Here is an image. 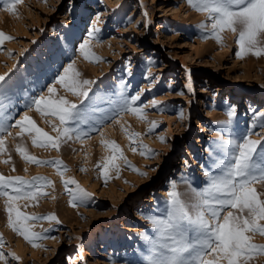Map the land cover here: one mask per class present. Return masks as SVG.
<instances>
[{
	"label": "rangeland",
	"instance_id": "374dc122",
	"mask_svg": "<svg viewBox=\"0 0 264 264\" xmlns=\"http://www.w3.org/2000/svg\"><path fill=\"white\" fill-rule=\"evenodd\" d=\"M5 3L11 0H0V32L14 39L0 45V76L5 77L0 81V139L5 141L0 174L47 177L54 184L42 189L47 195L22 198L17 207L29 216L57 218L27 222L45 237L33 247L8 226L5 198L0 197V251L7 264H147L157 239L149 217H166L173 182L191 203L192 189L205 187L206 173H217L222 142L247 136L264 150V127L259 126L264 55L249 52L238 58V33L229 30L221 33L220 43L205 39L212 21L187 0H23L15 12L6 10ZM93 27L99 31L90 38ZM85 40L99 62L81 56ZM70 63L81 74L78 79L94 82L87 98L57 83ZM203 85L206 91L199 93ZM50 86L54 94L48 93ZM41 96L64 97L82 114L66 125L74 131L59 150L33 146L34 132L17 135L16 121L27 114L37 127L57 136L53 125L59 126L58 118L41 115L32 104ZM126 101L146 119L123 110ZM231 109L235 112L226 124ZM131 133L139 136L130 140ZM102 141H115L127 162L147 175L117 159L119 171L109 166L105 178L97 165L113 152ZM17 145L42 161H62L68 170L61 176L58 166L28 162ZM71 178L91 193L75 206L64 184ZM252 186L264 199V182ZM227 211L232 209L223 214ZM248 235L252 243L264 245V235ZM247 264H264V255Z\"/></svg>",
	"mask_w": 264,
	"mask_h": 264
},
{
	"label": "snow or ice",
	"instance_id": "6c2138e0",
	"mask_svg": "<svg viewBox=\"0 0 264 264\" xmlns=\"http://www.w3.org/2000/svg\"><path fill=\"white\" fill-rule=\"evenodd\" d=\"M22 2L23 0H11L10 4L5 3V9L15 12V6ZM187 2L193 10L207 13L212 21L210 33L204 37L205 39L213 38L220 43L221 33L229 30L238 33L236 41L239 45L238 58H243L249 52L257 57L264 55V46L259 39L264 36V0H187ZM201 27L207 29V24ZM98 31L99 29L93 27L89 37H93ZM12 39L14 38L0 32V45ZM79 51L81 56L90 62L93 60L99 62L101 59L91 52L88 40L80 44ZM80 75L74 63H70L63 74L57 77V83L73 95L87 98L90 86L94 82L78 79ZM4 79V76H0V81ZM47 91L49 94H54L56 89L50 86ZM138 99V95L132 97V103ZM32 104L41 115L50 114L58 118L59 126L53 125L57 136L52 137L37 127L27 114L16 121V126L21 129L17 135H23L25 131L34 132L33 146L59 150L60 144L65 138L71 139L74 131L66 125L81 118L82 114L78 111L77 105L64 97L52 99L51 96L34 98ZM123 110L136 114L141 120L146 119L141 109L132 107L127 101ZM234 112L235 109L228 111L227 115L230 119L225 122L226 124L230 123ZM259 118L261 119L259 126L264 127V113L259 114ZM152 126H156L155 122H152ZM125 131L127 134L126 129ZM136 136L139 134L131 133L129 139L132 140ZM76 138L80 139L79 136ZM160 140L164 142L163 137H160ZM102 143L113 152L103 165H97L98 168H102L105 178L108 177L109 166L119 171V166L115 163L117 159L124 160L139 175H147L127 162L115 141H102ZM260 144V141L252 140L247 136L222 142L224 155L223 159L217 162V173H206L205 187L200 190L192 189L191 203L182 199L174 182L171 184L166 217L161 219L149 217L156 228L157 239L147 264H247L253 256L264 255V245L252 243L251 236L248 235V233L264 235V224L260 223L264 221V199L252 186L264 182V150H261ZM4 146L5 141L0 139V153L5 150ZM142 147L147 152H151L146 145ZM16 150L28 162L58 166L57 170L61 176L68 170L62 161H42L30 155L21 145H17ZM132 150L137 151L135 147ZM140 154L144 155L145 152ZM64 184L65 190L71 196L70 203L73 206L76 201H83L91 195L80 188L74 178L64 181ZM69 184L75 185V188L68 189ZM44 187H54V184L47 177L42 176L26 180L19 176L0 174V197L5 198L8 226L33 247L39 246L35 243L36 240L45 237L31 231V226L27 222L38 219L54 221L57 218L54 214L47 217L26 215L17 207V201L22 198L36 200L41 194L47 195L46 192H42ZM229 208L236 211H227L223 214L224 210ZM9 255L13 259H19L15 253ZM208 256H212L213 259H208ZM0 261L7 264L2 251H0Z\"/></svg>",
	"mask_w": 264,
	"mask_h": 264
},
{
	"label": "bare ground",
	"instance_id": "6f19581e",
	"mask_svg": "<svg viewBox=\"0 0 264 264\" xmlns=\"http://www.w3.org/2000/svg\"><path fill=\"white\" fill-rule=\"evenodd\" d=\"M259 39L261 40V41H263L264 42V36H261V37H259ZM206 90H205V86L203 85L201 88H200V91H199V93H203V92H205ZM253 100H250L249 99V102H252ZM232 211H233V209H232ZM103 247V246H102ZM104 248V247H103Z\"/></svg>",
	"mask_w": 264,
	"mask_h": 264
}]
</instances>
